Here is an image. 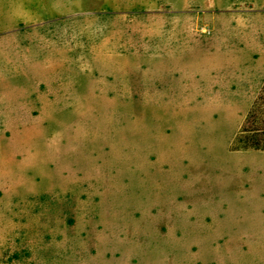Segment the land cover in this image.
<instances>
[{
	"label": "rangeland",
	"instance_id": "obj_1",
	"mask_svg": "<svg viewBox=\"0 0 264 264\" xmlns=\"http://www.w3.org/2000/svg\"><path fill=\"white\" fill-rule=\"evenodd\" d=\"M0 264H264V0H0Z\"/></svg>",
	"mask_w": 264,
	"mask_h": 264
}]
</instances>
